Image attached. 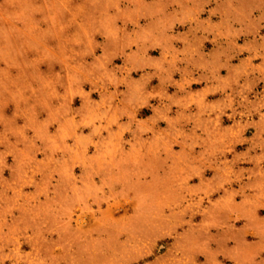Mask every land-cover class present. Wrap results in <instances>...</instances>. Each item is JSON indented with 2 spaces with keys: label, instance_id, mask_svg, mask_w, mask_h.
Here are the masks:
<instances>
[{
  "label": "rangeland",
  "instance_id": "rangeland-1",
  "mask_svg": "<svg viewBox=\"0 0 264 264\" xmlns=\"http://www.w3.org/2000/svg\"><path fill=\"white\" fill-rule=\"evenodd\" d=\"M0 264H264V0H0Z\"/></svg>",
  "mask_w": 264,
  "mask_h": 264
}]
</instances>
